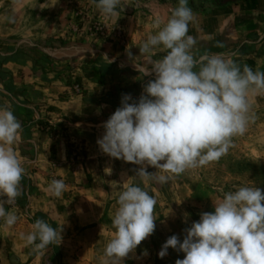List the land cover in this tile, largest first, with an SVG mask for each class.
<instances>
[{"label": "rangeland", "instance_id": "374dc122", "mask_svg": "<svg viewBox=\"0 0 264 264\" xmlns=\"http://www.w3.org/2000/svg\"><path fill=\"white\" fill-rule=\"evenodd\" d=\"M4 1L7 0H0V4ZM37 1L35 0V5H41V27L46 28L44 40L24 42L16 49L0 46V108L10 107L22 124L21 139L13 147L26 167V175L21 181L23 195L13 204H5V210L18 217L17 222L8 227L4 219L0 218V264H22L12 260L16 253H13L10 241L14 235H27L28 224L32 225L35 219L45 220L59 231L63 222L68 223L69 219H76L80 214L77 212V204L82 201V197L76 193L79 186L77 180H63L64 178L56 175L55 169L68 166L73 178L79 179L81 168L88 160L89 146L86 132L78 134L74 131V134L65 123L51 117L48 109L35 107L27 110L23 100L18 97L14 99L12 92L17 90L22 93L23 88H14L12 85L11 73L5 68L7 63L22 65L29 59L35 75L42 79L52 75L62 80L66 74L70 75L82 57H85V64L97 60V65H100L108 61L110 76L135 79L132 84L122 86V95L130 94L133 100H138L143 85L152 77L142 79L140 69H136L135 65L147 67L151 61L161 59L168 53L162 46L154 48L148 54H141L139 48L157 31L152 27L153 21L159 18L163 26L170 17L171 10L179 2L120 0L117 7L119 14L106 17L97 9L94 0ZM188 6L195 14L194 20L189 24L188 35L197 41L192 49L196 57L206 53L223 54L240 65L241 70L247 65L253 71L264 72V63L261 61L264 58V0H242L236 5L221 8L206 5L203 9L198 8L200 4L192 5L188 0ZM3 7L6 5L2 9ZM98 44L102 45L100 50L96 48ZM129 52L131 56L128 55ZM85 69L90 70L87 66ZM63 82L67 83L68 79L62 80ZM69 86L72 95H83L80 83L74 81ZM122 95L112 96L113 110L120 107ZM248 102L250 114L255 116L254 122L248 124L243 135L232 138V146L227 154L205 166L187 169L179 176H172L167 183H158L156 178L145 182L134 177L138 165L109 157L110 160L104 167L116 173L115 175L122 170V190L127 184L134 183L156 200L154 233L142 241L133 253H129L123 264H141L143 256L149 257V264H162L167 258L169 264H175L177 259L184 258V254L170 248L168 254L161 259L158 256L161 246L172 235L183 240L184 229L198 221L201 213L213 211V205L224 193L235 191L238 186L254 185L261 188L264 194L263 90L250 93ZM58 144H62L64 150L61 158L58 157ZM147 171L171 176L151 166H147ZM38 173L39 179H34ZM82 177H85L83 173ZM54 179L63 180L66 185L60 197L47 191L49 183ZM38 184L46 191L41 194L44 196L41 207H47V211H24L28 196L39 193ZM74 193L76 196H73ZM118 196L114 194L115 199ZM68 204L70 208L66 209ZM86 230L81 227H62L61 243L39 249L33 257L43 253L41 264H79L80 260L74 249L68 248L66 241ZM107 232L113 237L115 230L111 228ZM104 249L103 244L96 248L89 264H105L107 258L104 256Z\"/></svg>", "mask_w": 264, "mask_h": 264}, {"label": "clouds", "instance_id": "9594fccd", "mask_svg": "<svg viewBox=\"0 0 264 264\" xmlns=\"http://www.w3.org/2000/svg\"><path fill=\"white\" fill-rule=\"evenodd\" d=\"M94 3L106 17L119 14L120 0ZM194 17L188 0H179L163 26L159 18L153 21L157 31L139 51L148 54L162 46L168 53L147 67L135 65L142 79L152 78L143 85L138 100L122 95L120 107L103 123V135L96 141L108 157L138 165L134 177L145 182L156 178L158 183H167L172 176L226 155L232 138L243 135L254 122L249 94L264 90V72L247 65L241 70L223 54H193L197 41L188 30ZM21 135L22 124L11 108H0V218L8 227L18 217L7 212L5 204H13L23 195L21 181L26 175L25 164L13 147ZM147 166L171 176L149 173ZM65 188L63 180L54 179L47 191L60 197ZM117 204L111 222L115 232L104 249L105 264H123L156 228V200L140 186L127 184ZM32 229L27 235L21 234V239L37 250L61 243L62 226L58 231L45 220L35 219ZM170 248L184 254L175 264H264L261 188L238 186L224 193L213 211L201 213L198 221L184 229L183 240L170 236L161 246L159 258H164Z\"/></svg>", "mask_w": 264, "mask_h": 264}, {"label": "crops", "instance_id": "0c3cea01", "mask_svg": "<svg viewBox=\"0 0 264 264\" xmlns=\"http://www.w3.org/2000/svg\"><path fill=\"white\" fill-rule=\"evenodd\" d=\"M4 4L6 7L2 9ZM34 5L35 0L1 2L0 46L16 49L21 47L24 42L33 43L44 40L46 28L41 27L43 23L40 15L41 5ZM101 46V44L96 45L97 50H100ZM97 54L102 55L100 52ZM83 59L85 57L78 60V63L75 64L76 68L72 69L70 75L66 74L65 78L62 77V80L68 79L67 83H62V80L52 75L46 76L45 79L35 75L32 61L29 59L22 65L7 63L5 68L11 73L14 88L17 86L23 88L22 93L17 90L12 93L15 100L17 97L19 100H23L25 109L30 110L35 107L48 109L50 116L56 118L58 122L65 123L70 131H77L78 134L87 133L88 160L81 168V177L74 179L71 168L68 166L57 168L55 172L57 176L64 178L63 180H77L79 184L76 193L82 197V201L77 204V212L80 214L76 219H69L68 223L63 222L61 225L70 229L79 227L87 229L72 236L71 240L66 241V244L68 248L74 249V253L80 260L79 264H89V261L94 258L96 248L101 244L106 246L112 238L107 229L113 228L111 222L118 207L114 194L119 195L122 191V170L115 175L116 173L109 172L104 167L110 158L99 150L96 141L103 135V123L115 111L111 108L112 96L122 95V86L132 84L135 79L110 76L108 61L97 65L99 62L97 60L85 64ZM262 59L261 61L264 63V58ZM86 66L90 70L86 71ZM74 81L82 86L83 95L74 96L71 94L69 84ZM139 94H142V90ZM57 151L58 157L61 158L64 155L62 144H58ZM38 162H40V158ZM82 173L85 177H82ZM39 174H35L36 178L34 177V179L38 180ZM29 178L33 177L29 176ZM37 186L39 193L28 196L24 211L35 213L47 211V207L46 209H44L45 206L41 207L42 197H44L41 194L46 191L42 185L38 184ZM73 196H76L75 193ZM55 204L57 203L55 202ZM69 208L68 204L66 209ZM27 230L28 233L33 231L31 224H28ZM100 239H102L101 243ZM10 247L14 250L13 253H16L12 257L14 262L41 264L43 253H38L33 257L37 252L35 245H28L25 240L21 239V235L18 237L14 235L11 238ZM149 262V257H142L141 264H149ZM162 264H169V258Z\"/></svg>", "mask_w": 264, "mask_h": 264}, {"label": "trees", "instance_id": "16d2710c", "mask_svg": "<svg viewBox=\"0 0 264 264\" xmlns=\"http://www.w3.org/2000/svg\"><path fill=\"white\" fill-rule=\"evenodd\" d=\"M240 1L242 0H190V3L192 5L198 3L200 4L198 8L203 9L206 5L216 7V8H221V7L228 6V5H236Z\"/></svg>", "mask_w": 264, "mask_h": 264}]
</instances>
